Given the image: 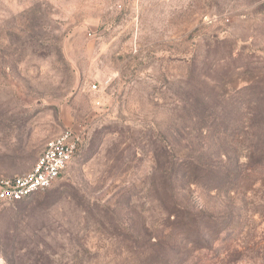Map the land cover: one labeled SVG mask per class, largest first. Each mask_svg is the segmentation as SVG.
Instances as JSON below:
<instances>
[{"label": "rangeland", "instance_id": "1", "mask_svg": "<svg viewBox=\"0 0 264 264\" xmlns=\"http://www.w3.org/2000/svg\"><path fill=\"white\" fill-rule=\"evenodd\" d=\"M76 124L0 264H264V0H0V178Z\"/></svg>", "mask_w": 264, "mask_h": 264}, {"label": "built area", "instance_id": "2", "mask_svg": "<svg viewBox=\"0 0 264 264\" xmlns=\"http://www.w3.org/2000/svg\"><path fill=\"white\" fill-rule=\"evenodd\" d=\"M93 90L97 89L93 85ZM91 141L88 125L67 127L50 140L29 173L17 177L0 178V211L52 188L69 166L81 158Z\"/></svg>", "mask_w": 264, "mask_h": 264}]
</instances>
